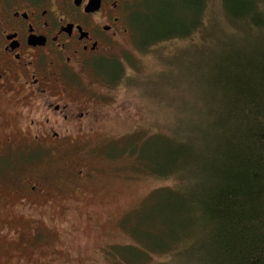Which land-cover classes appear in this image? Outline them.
Segmentation results:
<instances>
[{
  "label": "rangeland",
  "instance_id": "obj_1",
  "mask_svg": "<svg viewBox=\"0 0 264 264\" xmlns=\"http://www.w3.org/2000/svg\"><path fill=\"white\" fill-rule=\"evenodd\" d=\"M259 1L264 9V0ZM200 4V0H144L138 7L132 17L131 34L121 39L105 66L106 73L115 79L109 81L106 73L98 75L102 94L94 108L95 120L88 122L93 133L77 150L81 152L77 158L65 159L92 170L94 178L88 184V195L86 192L84 198L77 197V202L71 200L65 210L71 217L67 223L59 221L57 231L45 232L42 240L28 246L25 255H31L26 259L29 262L25 263L18 250L6 245L10 259H0V264H55L47 261L48 251L54 248L60 250L55 256L62 264L184 261L177 252L190 243L185 236L191 227L179 222L175 195L161 191L177 188V176L173 172L168 176L153 175L142 168L139 160H149L158 171L164 167L167 171L171 165L168 156L173 157L175 149L165 147V151L159 145L160 138L169 144L178 138L186 142L200 138L197 122L207 119L202 100L216 87L211 79L215 67H222L229 57L240 53L243 31L250 36L257 33L247 20L229 16L224 0H203L201 9ZM155 21L160 28L147 37V26ZM196 23L197 27L185 36L142 48L145 39L166 34L164 25L171 24L175 32L186 33ZM248 41L245 45L249 47ZM164 155L169 163H162ZM50 162L63 161L44 159L33 165H40L42 170ZM191 170L185 169V174ZM0 183V197L10 198L12 209L24 208L17 205L19 200L10 192L12 186ZM33 209L46 215L58 212L56 206ZM151 222L147 233L143 229ZM137 226L140 233L133 232ZM14 227L21 233L26 231L16 220ZM183 234V242L178 245L177 238ZM16 237L10 235L12 239ZM12 244L19 248L21 242L18 239ZM132 246L139 250L120 252ZM35 250L38 254L33 257ZM124 255L133 262L125 260Z\"/></svg>",
  "mask_w": 264,
  "mask_h": 264
},
{
  "label": "flooded vegetation",
  "instance_id": "obj_2",
  "mask_svg": "<svg viewBox=\"0 0 264 264\" xmlns=\"http://www.w3.org/2000/svg\"><path fill=\"white\" fill-rule=\"evenodd\" d=\"M143 2L0 0V181L12 186L24 207L12 209L11 199L0 197L1 260L10 259L7 248L13 247L29 262L28 246L57 231L59 221L67 223L68 204L85 197L92 170L65 159L77 158L93 133L88 122H94L102 94L98 75L131 34L133 14ZM44 159L63 162L42 170L33 165ZM36 206H56L58 212L46 215ZM15 220L25 232L14 230ZM18 239L19 248L12 244ZM59 252L48 251L47 261L62 264Z\"/></svg>",
  "mask_w": 264,
  "mask_h": 264
},
{
  "label": "trees",
  "instance_id": "obj_3",
  "mask_svg": "<svg viewBox=\"0 0 264 264\" xmlns=\"http://www.w3.org/2000/svg\"><path fill=\"white\" fill-rule=\"evenodd\" d=\"M224 3L228 15L247 20L256 35L243 31L240 53L215 67L211 79L221 92L215 87L202 100L207 119L197 122L200 138L191 142L178 138L170 144L160 138L165 151L175 149L173 157L168 156L167 171L165 167L158 171L149 160H139L153 175L173 172L177 176V188L161 191L175 195L179 222L191 227L189 234L177 238L178 245L184 236L190 240L177 252L184 259L181 264H264V9L259 0ZM197 24L186 33L175 32L171 24L161 25L166 34L145 39L142 48L185 36ZM159 26L158 21L149 24L146 36ZM106 75L109 81L115 79ZM165 155L162 163H169ZM171 166L175 167L170 171ZM187 168L192 170L185 174ZM152 224L143 230L148 233ZM133 232L141 230L137 226ZM128 249L139 250L132 246L120 252Z\"/></svg>",
  "mask_w": 264,
  "mask_h": 264
}]
</instances>
